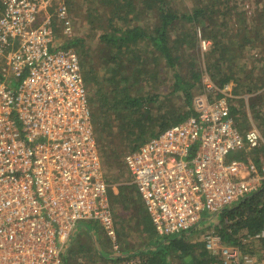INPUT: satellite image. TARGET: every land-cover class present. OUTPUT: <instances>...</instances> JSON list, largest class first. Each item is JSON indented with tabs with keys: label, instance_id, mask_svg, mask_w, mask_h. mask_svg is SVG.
Wrapping results in <instances>:
<instances>
[{
	"label": "built area",
	"instance_id": "obj_1",
	"mask_svg": "<svg viewBox=\"0 0 264 264\" xmlns=\"http://www.w3.org/2000/svg\"><path fill=\"white\" fill-rule=\"evenodd\" d=\"M62 21L70 34L65 0H0V264H69L80 222L110 237L105 264H159L118 242L80 56L55 30ZM203 85L194 114L124 157L162 242L213 224L264 184V165L230 157L263 141L237 126L232 83L204 74ZM235 238L206 229L209 264H264V228Z\"/></svg>",
	"mask_w": 264,
	"mask_h": 264
},
{
	"label": "trees",
	"instance_id": "obj_2",
	"mask_svg": "<svg viewBox=\"0 0 264 264\" xmlns=\"http://www.w3.org/2000/svg\"><path fill=\"white\" fill-rule=\"evenodd\" d=\"M97 1L102 7H94L90 11L98 16L95 24L100 32V50L96 56L101 66L94 62V55L84 49L85 37L67 38L63 45L74 46L79 51L98 148L110 182L116 178L112 177L111 171L118 170L124 174V157L128 152L138 149L161 131L195 113L193 100L196 94L204 91V74H210L219 85L231 82L234 75L228 73L227 69L241 56V50H247L251 55L257 49L258 52L264 50H260L259 46L256 48V40H263L264 36L260 31H255L264 27V21L256 17L252 25L243 26V32L238 34L237 30L232 33L228 28L234 10L230 0H195L193 9L176 8L172 5L174 2L169 0ZM141 3L145 5L139 8ZM262 6L261 11L264 12ZM209 8L212 11L208 15ZM218 13L224 15L223 19H215L214 27L206 25V20H211L210 17ZM259 13L260 8L257 7L256 16ZM187 22H191L192 26L186 35L175 33L178 25L186 26ZM60 28L59 23L55 24L56 32ZM199 28L204 29L203 35L211 41L203 59L201 50L196 52L194 49ZM237 34L239 39L236 42L234 38ZM261 87H264V64L256 74V92ZM252 90L248 87V91ZM260 93L264 94V89ZM231 109L232 115H237L238 110L232 105ZM262 110L264 106L259 111L264 115ZM230 155L247 163L252 161L244 150ZM255 161L261 167L262 162L258 157ZM121 189L120 194H113L110 189L112 200L114 203L122 201L124 209H130L135 214L138 226L147 235L140 247L132 250L139 249L159 264L175 262L169 256L180 257L184 259L180 262L186 264L211 263L212 255L207 252L203 241L192 242L193 231L165 242L156 238L152 220L136 186L123 184ZM213 226L230 242L242 231L253 234L264 228V184L256 193L224 209L217 224H201L197 230ZM259 243L264 244V240Z\"/></svg>",
	"mask_w": 264,
	"mask_h": 264
},
{
	"label": "rangeland",
	"instance_id": "obj_3",
	"mask_svg": "<svg viewBox=\"0 0 264 264\" xmlns=\"http://www.w3.org/2000/svg\"><path fill=\"white\" fill-rule=\"evenodd\" d=\"M68 6V19L69 23L72 26L70 34L64 33V22L62 21L60 24V34L57 31V37H59L62 42L70 37H85L84 49L89 53L94 55V62H97L98 66H101L100 59L96 56L98 51L100 50L98 36H99V28L97 27L98 19L97 14L93 11H90L92 8L100 9L102 5L97 0H65ZM97 1V2H96ZM170 2H174L172 4L174 7H181L185 9H193L195 0H169ZM207 1V0H206ZM234 5V10L231 13L232 17L229 18L228 28L232 33H235L238 30V34H240L243 26L245 24L252 25V22L256 21V17L264 21V12L261 11L264 5V0H262V4L259 3V0H230ZM144 3L139 5V8H142ZM257 7L260 8V13L257 15ZM218 8V5H216ZM212 9L209 8V13ZM207 14V13H206ZM94 15V17H92ZM223 14L218 13L217 16H211V20H206V25L211 24V27H214L213 22L215 19H219L220 21L223 19ZM92 17V18H91ZM255 18V19H254ZM94 20V21H92ZM142 23V24H141ZM139 24L144 25L143 22ZM192 23L187 22L186 26L178 25L175 28V33H188L191 29ZM201 26V25H200ZM204 29L199 28L197 30V44L194 45V49L196 52L200 49V56L203 59L205 56V52L209 50L211 41L207 39L203 35ZM256 32L260 31L262 36H264V27L262 29L255 30ZM183 34V35H184ZM235 36L234 41H238L239 36ZM260 47V50L264 48V39L256 40V48ZM76 51L79 53L78 49L73 46ZM191 52V49L189 50ZM254 52V55H251L250 52L248 54L247 50H241V56L238 59H235V63L231 64L230 69H227L228 73H232L234 78L231 79L232 83V96L230 97L231 105L238 110L237 115L233 113L235 122L238 124L239 128L242 131L249 129L250 127H256L259 129L263 136V141L258 147L245 150L246 153L249 154V158L252 161H249L251 164H256L255 158L258 157L262 165H264V118L263 114H260L262 106H264V94L260 93L263 91L264 87H261L260 91L256 92V74L259 72L261 65L264 64V50L262 52ZM246 52V53H245ZM245 53V54H243ZM198 54V53H197ZM80 56V55H79ZM246 56V57H244ZM216 83V82H215ZM217 84V83H216ZM219 85V84H217ZM248 87L253 89L252 92L248 91ZM198 95V94H196ZM194 101V100H193ZM263 111V110H262ZM264 113V111H263ZM256 114H259L256 117ZM261 165V166H262ZM124 174L119 172L118 170L111 171L112 177H116L112 179L110 183V188L114 194L121 193V185L123 184H133L132 178L129 173L127 167H125ZM105 172V169H104ZM105 176L108 180V177L105 173ZM109 177H111L109 175ZM110 191V190H109ZM110 200L112 203V207L116 215H114L115 228L118 236V242L124 249H136L139 248L142 244V240H146L147 235L143 233L141 227L138 226L137 219L135 214L130 209H124L122 205V201L114 203L112 200L113 195H110ZM120 200V199H119ZM220 220V214L215 216L214 225L217 224ZM213 227H207L206 229H211ZM197 230L193 234L192 237L193 243H198L202 241L203 234L205 230ZM111 239L107 236L103 227L98 223L93 222H80L77 225L75 230V236L71 241V247L69 249V264H105L106 254H109L111 249ZM79 258H82L84 261L80 262ZM169 259L174 260L177 264H180L182 258L180 257H171Z\"/></svg>",
	"mask_w": 264,
	"mask_h": 264
},
{
	"label": "crops",
	"instance_id": "obj_4",
	"mask_svg": "<svg viewBox=\"0 0 264 264\" xmlns=\"http://www.w3.org/2000/svg\"><path fill=\"white\" fill-rule=\"evenodd\" d=\"M259 3L262 4V0H260Z\"/></svg>",
	"mask_w": 264,
	"mask_h": 264
}]
</instances>
